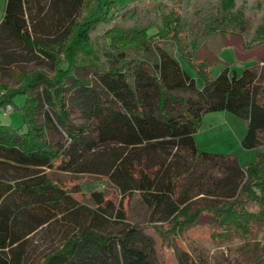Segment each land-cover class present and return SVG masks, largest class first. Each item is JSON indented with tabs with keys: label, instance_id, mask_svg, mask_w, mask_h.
Here are the masks:
<instances>
[{
	"label": "trees",
	"instance_id": "trees-1",
	"mask_svg": "<svg viewBox=\"0 0 264 264\" xmlns=\"http://www.w3.org/2000/svg\"><path fill=\"white\" fill-rule=\"evenodd\" d=\"M45 1L49 36L34 0H6L0 21V71L12 68L18 83L0 81V107L26 95L22 126L0 120V264H27L30 236L56 224L64 239L36 264H159L157 239L180 264H200L178 236L204 216L214 240L241 237L245 263L264 264V242L252 237L264 226V78L251 67L214 75L205 42L222 34L240 59L256 58L264 0ZM14 41L48 58L53 74L16 66ZM214 111L248 121L242 145L255 159L200 149L195 133ZM49 169L105 176L122 199L93 191L86 204ZM134 193L163 224L110 230L128 219Z\"/></svg>",
	"mask_w": 264,
	"mask_h": 264
},
{
	"label": "rangeland",
	"instance_id": "rangeland-1",
	"mask_svg": "<svg viewBox=\"0 0 264 264\" xmlns=\"http://www.w3.org/2000/svg\"><path fill=\"white\" fill-rule=\"evenodd\" d=\"M120 5H125L129 0H117ZM43 4L40 7V3ZM6 0H0V21L4 14V8ZM34 11L36 12L37 20L40 21L44 28L45 36L53 34L51 30L52 19L49 16L50 7L45 0H34L32 2ZM29 10L27 9L28 18H30ZM222 34H215L205 40L209 43V57L207 65L212 69L214 75H218L221 70L228 66L233 71L241 74L242 71L251 67L258 74L259 78H264V52L259 53L256 58L250 60H242L239 58V54L236 48L232 45L225 43ZM166 46L175 49V45L172 42H166ZM13 50V56L17 59L16 66L24 68L28 71L37 69H43L49 74H53V66L51 61L38 55L35 50H30L24 44L19 42H13L10 44ZM185 68L193 76H197L195 66L190 65L188 62H184ZM199 84L203 83L202 78L198 77ZM0 81L7 83L10 86H16L17 79L15 77V70L8 68V71H0ZM26 95L19 94L15 97V108L5 115L0 111V120L6 124H13L15 127H20L23 124V111L21 107L24 105ZM229 113V112H228ZM209 117L204 118L202 123V129L195 133L197 136V144L201 150L217 152V153H232L240 156L242 164L252 161L256 158V150L252 152L247 150L242 145V139L248 131V121L234 113L233 115L238 120L242 121V124L233 123L229 120H221L222 124H217L216 129H210L208 118H212L213 114L224 116L225 111H214L206 113ZM218 116V118H219ZM231 117V116H230ZM40 121L43 122V117L40 116ZM74 120L80 121L78 114L73 115ZM212 123V122H211ZM213 124V123H212ZM246 149L247 152H244ZM48 173L62 185L67 186L73 190L80 198V200L86 204L94 205L92 199V192H102L106 198H111L116 203H119L122 199V194L119 189L107 179V177L100 174L89 173H71L64 171L48 170ZM9 178L19 179V176H8ZM125 208L127 210L128 219L123 222L112 221L110 230H118L123 228L126 224H141L144 226H154L155 224H163L162 222H152L151 207L146 204L140 193H134L131 198H126ZM207 217H202L198 224L189 226L183 230L178 236L179 243L188 247L194 257L200 264H246L240 248L244 243V239L241 237H234L227 241H217L211 237V229L213 225L208 222ZM153 224V225H152ZM166 228L168 224H164ZM64 226L62 224L50 225L44 227L34 234H32L28 241V252L26 263L36 264V262L45 254L57 249L59 244L64 239ZM254 239L264 242V226L259 225L257 230L252 235ZM160 241L157 239L158 250L154 253V259L161 264L162 261L171 262L174 260L176 264H180L178 261L177 253L173 250L167 241H162V249L159 248Z\"/></svg>",
	"mask_w": 264,
	"mask_h": 264
},
{
	"label": "crops",
	"instance_id": "crops-1",
	"mask_svg": "<svg viewBox=\"0 0 264 264\" xmlns=\"http://www.w3.org/2000/svg\"><path fill=\"white\" fill-rule=\"evenodd\" d=\"M229 111H225V115L224 116H219L218 114H213L214 116H212V118H208V119H210L209 120V126H210V129H216L217 127V124H222V121L221 120H231L233 123H236V124H241V125H244V124H242V121H240V120H238L236 117H234L233 115H230L229 113H228ZM232 113V112H231ZM218 116H219V118H218ZM231 116V117H230ZM206 117H209V115L208 114H206L205 115V119H206ZM213 124H212V123ZM238 124V125H239ZM216 125V126H215ZM203 126V125H202ZM202 126L200 127V129L196 132V133H198L201 129H202ZM196 140H198L197 139V136H196ZM198 142V141H197ZM248 151L250 150L251 152H252V150L253 149H247ZM254 151H255V149H254ZM244 152H247L246 151V149L244 150ZM256 152V151H255ZM253 153V152H252ZM239 158H240V156H239ZM240 161H241V159H240ZM242 163V162H241ZM247 163H249V162H247ZM247 163H245V164H247ZM244 165V164H243Z\"/></svg>",
	"mask_w": 264,
	"mask_h": 264
},
{
	"label": "built area",
	"instance_id": "built-area-1",
	"mask_svg": "<svg viewBox=\"0 0 264 264\" xmlns=\"http://www.w3.org/2000/svg\"><path fill=\"white\" fill-rule=\"evenodd\" d=\"M13 110V106L11 104L0 107V111H2L5 115H8Z\"/></svg>",
	"mask_w": 264,
	"mask_h": 264
}]
</instances>
